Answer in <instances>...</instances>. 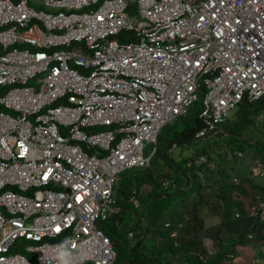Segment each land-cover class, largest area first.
Instances as JSON below:
<instances>
[{
    "label": "built area",
    "instance_id": "obj_1",
    "mask_svg": "<svg viewBox=\"0 0 264 264\" xmlns=\"http://www.w3.org/2000/svg\"><path fill=\"white\" fill-rule=\"evenodd\" d=\"M124 1L43 0L49 8L41 9L30 0H0V99L9 108L0 111V264H63L66 241L71 254L87 245L91 264L113 263L107 237L101 246L95 242L94 223L118 209L116 172L149 162L142 106L128 101L135 86L153 77L150 64L167 63L185 79L189 94L179 98L176 88L178 99L165 105L171 117L185 112L205 83L199 117L209 128L245 96L253 101L264 93V0H148L163 12L141 9L128 24L135 39L108 37L124 26ZM207 2L197 16L194 5ZM244 31L250 46L235 55L214 36L237 41ZM56 45L63 48L50 49ZM69 60L90 72L79 75ZM201 72L217 73L212 79ZM95 108L122 129L119 140L112 143L110 129H83L97 121ZM130 201L139 204L135 189ZM203 243L214 252L210 238ZM227 256L223 262L231 264Z\"/></svg>",
    "mask_w": 264,
    "mask_h": 264
},
{
    "label": "trees",
    "instance_id": "obj_2",
    "mask_svg": "<svg viewBox=\"0 0 264 264\" xmlns=\"http://www.w3.org/2000/svg\"><path fill=\"white\" fill-rule=\"evenodd\" d=\"M204 90L205 88L202 86L199 91L200 98L188 110V112L194 114L193 122L186 124L184 128L178 131L179 138H190L201 127L202 122L198 117V112L201 109V97ZM241 103L246 106L241 110L242 119L240 121L242 123L247 121L250 114L255 115L261 108H264L263 99L254 102L252 108L247 107L249 103L245 101ZM257 141L262 143L260 140ZM261 146L264 148V145L261 144ZM233 162L232 158L227 163L226 160L220 158L217 161L219 167V175L217 176L214 175L211 167L204 163L200 164L199 166L203 165L200 169L205 170L203 174L208 180L198 179L196 170L192 174H188L187 171L188 186L186 188L181 187L185 180L183 178L174 187L176 190L175 195L179 198V204L174 208L167 209L160 207L161 202L157 200V196H167L173 190L171 186H168V188L161 186L160 179L151 172L149 167L123 171L121 175L132 173L131 186L138 189L140 183H144L147 188L149 187L142 198L139 195L142 207V210L139 211H141L142 217L140 220L134 221L132 212L135 213V211H130V209L136 208L129 202L131 186L125 192L124 197L121 198L116 196L113 187L116 202L120 208L110 219L102 221V226L113 239H115L113 233L117 234L125 223V226L132 229L136 224H143L145 226L144 233H150L152 238L158 237V242H152L150 254L144 257H141L139 253L142 244L140 242L138 247H135L137 253H134V250L128 253L130 257L128 264H169L170 262L171 264H224L223 260L228 258V253L232 254L231 264H237L238 261L236 262L235 258L241 256L239 250L241 247H249V250L253 251L256 256L264 258V220L256 216H250L246 212L249 204L256 203L255 197L251 194L253 190H259L264 196V184L249 176L250 164L243 161H236L234 164ZM226 164L233 169L232 172L225 170ZM235 175H245V177H242L238 182H234L232 177ZM245 179L249 180V188H246L243 184ZM164 193L168 194L165 195ZM154 194H157V196L151 199ZM217 203L221 208H216ZM186 204L187 206H185ZM203 204L221 217L218 224L204 227L203 218L197 214L198 207ZM235 209L239 212L237 217L233 215ZM184 212H187L190 218L183 227L178 229L176 237L178 243L175 245L173 243L175 238L169 236L170 227H164L163 219L171 220L172 224L170 226L175 228L177 225L174 222L180 219ZM131 220L133 222L129 223ZM150 221H153L154 225L151 231L148 230V222ZM202 230L205 236L211 238L212 244L216 245V249L212 253L206 245L201 243L199 235ZM252 263L256 262L252 261Z\"/></svg>",
    "mask_w": 264,
    "mask_h": 264
},
{
    "label": "clouds",
    "instance_id": "obj_3",
    "mask_svg": "<svg viewBox=\"0 0 264 264\" xmlns=\"http://www.w3.org/2000/svg\"><path fill=\"white\" fill-rule=\"evenodd\" d=\"M99 1H101V0H99ZM142 1H143L141 3L142 4V8H140L139 0H126V1H124V5L122 7V11L124 13H126V15H127V17H125V20L123 21L124 26L120 27L117 31H115L113 33H109L107 35L108 37H112V38H116V39L120 40V39H123V38H126V37L130 36V39H135V37H133V35H135V32H134V30L132 28L129 27V25H128L129 22L140 18V10L141 9L143 10L144 13H145V11H149V10L157 11V10H154V8L152 7V4L148 0H142ZM194 6L198 8L195 11L197 16H199L201 14H205V12L208 10V7H210L209 2H207V6H199V5H194ZM164 8H166V6H164ZM157 12L162 13L163 11L160 10V11H157ZM128 19H129V21H128ZM246 26L248 27L249 25L247 24ZM94 34H96V33H94ZM248 35H250L249 32H245L244 35L241 34L240 38L237 41H233L232 39L227 38V37H225L222 34H218V35H214V36L216 38L220 39L224 43V47L223 48H227L232 54L235 55V54H239V53L243 52V50H246V49L249 48L250 43L247 40V36ZM80 43H82V41H73L71 43V45L74 46V45L80 44ZM227 44H232V46L227 47ZM60 48H63V47L61 45H56V46L51 47L50 49H60ZM218 55H219V57L221 59H225V57H222L219 53H218ZM68 63H69V68H72V69L75 68L77 70V73L79 75H81V76L83 74H86V73L90 72V70H91V67L85 69V68H83V66H81L79 64H76L72 60H69ZM150 66H151V69H152L153 77L150 78V79H146V80H144V82H140V84L135 86V90H134L130 100L128 101V103L134 104L137 109H139L140 106H142V114H143L144 119H145V127L143 128L144 134H150L148 138H145L144 150H145L146 143L153 142V145H152L151 149L149 150V152L145 153V154H149L150 153L149 162H148L147 165H131L129 167L123 168V169L119 170L118 172H116V177L115 178H117L118 173H122L123 171H128V170L133 169V168H146V167H148L150 165V161H151V158H152L153 154L157 150V146H156L157 136H158V133H159L160 129L162 128V126L164 124H166L168 121H170V120H172V119H174V118H176L178 116L185 115L188 112V110L191 107V105L197 99L200 98L199 91L202 88V86L205 88L204 94H205V91H206L205 83L201 80V87L196 90V97L197 98H195L193 100V102L191 104H189V106L187 107L185 112L173 115L171 117V115H168L167 108H166L165 105L167 103L168 104L175 103V100L177 98V96H176V88H180L181 89V96L179 98H182L186 93L189 94V92L186 89V87H182L183 86V81L185 79H181L179 74L178 75H173V73H174L173 69L174 68L171 67L170 65H168L167 63H161V64H157V65L150 64ZM187 67L192 68V69L195 68L193 62H190V64ZM69 73H70V71H67V74H69ZM201 73H202L201 77H211L213 79V76L217 72H211V73L210 72H201ZM128 75H130V74L127 71L126 73L123 74V77H127ZM166 83H168V85H166ZM5 90H6V87L3 88V92ZM122 94H124L122 91L118 92V95H122ZM204 94L201 97V108H202V104H203ZM156 95H158L162 99V101H158V102L153 101L151 103L150 102L151 98L153 96H156ZM262 99L264 100V93L259 98L254 99L253 101L248 100L246 98V96H245V99H242L241 101H239L237 106L232 108V109H230V110H234L235 109V112L237 113V109L236 108L240 104H242L241 102H243V101L249 103L247 105V107L252 108L253 107L252 104L254 102H257L258 100H262ZM61 102H65V97L61 98ZM1 110L8 112L9 108L6 107L5 104L3 103V101H1V99H0V111ZM200 110H199V112H200ZM230 110L227 112V114L219 122L216 123V126H214L212 128H209V127L206 126V124H204L202 119L199 117V112H198V117L200 118V120L202 122V125H201V127L198 130L195 131L193 136L190 137V138L203 137V136H206V135H209V134L218 135L219 132H226L227 133L229 131H233L234 129H231L229 127L219 128V124L220 123L227 122L226 119H227V117H228V115L230 113ZM126 113H127V110L125 108H123L122 116L126 115ZM262 113H264V108H261L259 110V112L256 113L255 115L250 114L248 116L247 120L250 122L251 119L254 120L255 118L259 117ZM94 119H96L97 121L96 122H92V123H86V125L83 126V129L86 132H91V131H95V130L110 129L111 131L114 132V138L112 140V143L115 142L117 139L119 140L121 138V136L123 135L122 129L119 128L118 130H116L119 126L115 124V121H112V123L103 121L104 119L102 117V109L95 108V110H94ZM232 120L234 122H238L240 119L237 120V115H236V119H232ZM238 127L246 128L247 125L245 124V122L241 123V121H240ZM200 130H203V133H201L199 135H196V133L199 132ZM60 131L63 132V133H67L68 129H66L65 131L60 129ZM233 133L234 134H238L239 131L236 130ZM250 134H251V136L243 135V137H242L243 140L245 142H247L248 145H249L246 148V151L238 149L236 151L237 158L234 159V156L230 155L226 161H230V158H232L234 160L233 164L236 161L250 162L249 163L250 164V172H248L249 176L255 178V180H257V181H261V183L264 184V164H263V162L261 160V153L262 152L264 153V148L261 146L262 143L257 141V140H260V138L264 137V130L261 129L259 132H257V134L259 136L258 139H255L253 137L255 134H253V133H250ZM187 139L188 138H181V140H187ZM221 148L223 149V145H221ZM238 148H240V147H238ZM220 149H218V150H220ZM218 150H216V151H218ZM201 157H205V159L202 160ZM210 159H211V155L208 152H206L204 150H199L198 156H195L193 158L191 157V158L187 159L186 162H187V165H189V163H191L192 161L196 162L198 165L204 163L208 167H211L213 170H214V168H219L217 163H216V165L214 167L213 163H212V161ZM209 164H212V165L209 166ZM44 165L48 169V167L50 165V162L46 161L44 163ZM202 173H204V172H202ZM196 174L198 175V173H196ZM169 176L170 175L166 174L165 177H169ZM242 177H245V175H239V177H237V175H235V176H233V180H235V182H238ZM183 178L185 180L187 178L188 179V183H189V178L187 177V170L186 169L183 170L182 179ZM175 180H176V182H175ZM185 180H184V183H185ZM160 182H161V180H160ZM176 183H177V179L175 177H173V178H171L169 183H162L161 182V186H164V187L168 188V186H171V185H174V184L177 185ZM188 183L186 184V187L188 186ZM174 186H171L173 190H175ZM113 187H114V184H113ZM132 189L136 190V194H137V197L139 199V204L138 205H134L130 201V194L132 192ZM168 190H171V189H168ZM130 194H129V202L131 204H133V206L136 207L138 210H142L141 201H140L141 192H140L139 188L137 189L135 186H131ZM164 194L167 195L168 193H164ZM251 194H253V196L256 199V203L253 204V206L255 207V212L254 213H250V208H251L252 204H249L247 206V211L246 212L250 216H256L259 219L264 220V211H263V209H264V196L257 189L253 190ZM113 196H114V199H115V204L114 205L117 206L118 209L117 210L114 209L113 213L111 215H109L107 218H105V219L99 218L94 223L95 229L97 230L96 233L100 232V234H97L99 236L95 237V242L99 246H101L102 243L105 242V240L103 239V237L105 236L108 239L110 247L115 252L112 264H114L115 259H116V255H117L116 254V250L114 248V239L112 238L110 233L102 225H100L99 223L100 222L102 223V221H106V220L110 219L115 213H117L119 211L120 207H119V205H117L116 196L114 195V192H113ZM156 196H157V194L156 195L154 194L153 197H151V199H154ZM141 198H142V196H141ZM261 203H263V205H261ZM236 212L238 213V215L235 214ZM132 213H133V218H137V213L136 212L135 213L132 212ZM233 215L236 216V217L239 216V212H238L237 209L234 210ZM189 218H190L189 214L184 212L182 214V217L180 219H178L176 222H174V224L177 225L175 228L170 226V224H172L171 220H169L167 218L163 219L164 227L165 226L166 227L167 226L170 227L169 236L172 237V238H175L174 241H173V243L175 245L177 244L176 237L178 235V229L183 227L184 224L189 220ZM166 222H168V224H166ZM129 231L132 232L131 235H129ZM172 232H173V234H172ZM148 234H149V240L151 242V246L149 248H147V249H142V252L140 254L141 257H144V256L150 254L151 247H152V242H158V239L156 238L157 236L152 238L150 236L151 234L150 233H148ZM127 235L129 237H131V236H139L140 234L138 235L132 229H128L127 230ZM205 238H210V237L205 236L204 233H203V230H202L201 243H203ZM66 246H67V241L64 244L61 245L60 256H61V258L63 260V264H69V260L67 259L69 256H71L70 259L73 262V264H76L75 260H77L78 262H81L82 264L83 263L84 264H91L92 263V259L93 258L89 259V258L85 257V254L89 251L87 245H85L84 247L82 246L80 248L81 249L80 253H75L74 252V254L69 253L66 250ZM212 246L214 247L213 244H212ZM207 248H208V246H207ZM67 249H69V247ZM215 249H216V247H214V251H215ZM129 261H130V259H129ZM253 262H256V263H259V264H264V258L261 257V256H256V258H255V260H253ZM169 264H171V262Z\"/></svg>",
    "mask_w": 264,
    "mask_h": 264
},
{
    "label": "rangeland",
    "instance_id": "obj_4",
    "mask_svg": "<svg viewBox=\"0 0 264 264\" xmlns=\"http://www.w3.org/2000/svg\"><path fill=\"white\" fill-rule=\"evenodd\" d=\"M30 4L33 3L30 1ZM33 5L36 6L35 4ZM245 107H246L245 104H240L236 108L239 109L237 113L235 112V109L230 110V113L226 119L227 122L220 123L219 128L229 127L234 130L229 131L227 133L219 132L218 135L209 134L203 137H198V138L194 137V138H188L187 140H181V138H179L178 136V131L184 128L186 124H191L193 122L194 119L193 112H188L185 115L178 116L168 121L166 124L162 126V128L158 133L157 142H156L157 150L153 154L150 161V165L148 166L151 172L155 174L156 177H158L162 183H169L171 178L175 177L177 179L176 184H179L182 180L183 170L185 169L188 171V174H192L194 173L195 170H197L196 173H198L197 175V177H199L198 179L201 178L202 180H208L205 177V175L202 173L205 170L200 169L203 167V165L199 166L196 162L193 161L189 163V165H187L186 160L191 157L193 158L195 156H198L199 150H204L211 155L210 160L212 161L213 166L215 167L217 161L220 158H222L223 160H227L230 155H233L234 159H236L237 158L236 151L238 149L246 151V148L249 145L247 142L243 140L242 137L243 135L251 136L250 133H253L255 134L253 136L255 139L259 138L257 132H259L261 129L264 130V113H262L259 117L255 118L254 120H250V122L247 120L245 122V124L247 125L246 128L238 127L240 122L239 119H242L241 110H243ZM236 115H237V120H239L238 122H234L232 120V119H236ZM236 130L239 131L238 134L233 133ZM260 141L262 142L263 145L264 137L260 138ZM152 145L153 142L146 143L144 152L148 153ZM221 145H223V149L221 148ZM261 160L264 164L263 152L261 153ZM211 165L212 164H209V166ZM225 170L227 172L233 171V169L230 168L228 164H226ZM165 173L170 176L165 177L166 176ZM213 173L215 176L219 175V168H214ZM132 177H133L132 173H126L123 175H121V173H118L116 181L114 183L116 196L120 198L124 197L125 192L131 186ZM237 177H239V175H237ZM233 181L235 182V180ZM243 184L246 188H249L250 184L248 180L245 179L243 181ZM181 187L186 188L185 183L182 184ZM139 190L141 192V196L143 197V195H145L146 192L149 190V187L147 188V185H145L144 183H140ZM175 193L176 190H171L167 196H163V197L157 196V200L161 202L160 207L163 209H167L170 207L174 208L177 204H179V198H177ZM185 206H187V204ZM216 208H221L218 203ZM130 211H135L137 213V218H133L134 221H136L137 219L139 220L141 219L142 217V215L140 214L141 211H139L137 208L130 209ZM197 214L203 218L204 227L213 226L214 224H218L220 222L221 217L218 216L214 210H212L211 208H209L204 204L197 209ZM132 222L133 220H131L129 223ZM148 223H149L148 230L151 231L154 227L153 221H150ZM99 224L102 225L101 222ZM125 225L123 226L122 229L118 230L117 234L113 233V237L115 238L114 248L117 254L114 264H128L130 258L128 253H131L133 250L134 253H137L135 247H138L140 242H142L139 249L140 254L142 252V249H147L151 246V242L149 240V234L144 233L145 226L143 224L141 225L136 224L133 229ZM128 229H132L135 233L138 234L140 233V235L129 237L127 235ZM199 236L200 237L202 236V231L200 232ZM156 238L158 239V237ZM176 242L178 243V240H176ZM214 247H216V245H214ZM239 250L241 256L235 258L236 262L238 261L237 264H259V263H252V261L255 260L256 255L254 254L253 251L249 250V247L246 248L241 247Z\"/></svg>",
    "mask_w": 264,
    "mask_h": 264
},
{
    "label": "crops",
    "instance_id": "obj_5",
    "mask_svg": "<svg viewBox=\"0 0 264 264\" xmlns=\"http://www.w3.org/2000/svg\"><path fill=\"white\" fill-rule=\"evenodd\" d=\"M33 4H35L38 8H41V9H48L49 7H48V5H46L44 2H43V0H39V1H37V0H30ZM32 4V5H33ZM28 83H30V84H35L36 83V81H35V79L33 78V79H30L29 81H28ZM247 164H249L250 162H246Z\"/></svg>",
    "mask_w": 264,
    "mask_h": 264
},
{
    "label": "water",
    "instance_id": "obj_6",
    "mask_svg": "<svg viewBox=\"0 0 264 264\" xmlns=\"http://www.w3.org/2000/svg\"><path fill=\"white\" fill-rule=\"evenodd\" d=\"M187 183H188V179L186 178V180H185V186H186Z\"/></svg>",
    "mask_w": 264,
    "mask_h": 264
}]
</instances>
